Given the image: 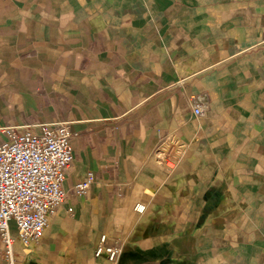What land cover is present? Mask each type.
I'll use <instances>...</instances> for the list:
<instances>
[{"label": "crops", "instance_id": "crops-1", "mask_svg": "<svg viewBox=\"0 0 264 264\" xmlns=\"http://www.w3.org/2000/svg\"><path fill=\"white\" fill-rule=\"evenodd\" d=\"M9 125H65L75 158L37 245L10 222L21 264H264V0H0ZM171 136L173 170L156 156Z\"/></svg>", "mask_w": 264, "mask_h": 264}, {"label": "built area", "instance_id": "built-area-1", "mask_svg": "<svg viewBox=\"0 0 264 264\" xmlns=\"http://www.w3.org/2000/svg\"><path fill=\"white\" fill-rule=\"evenodd\" d=\"M190 107L197 117H204L209 104L203 95L189 98ZM0 133V239L4 244L1 252L6 264H21L14 250L15 238L10 232L14 221L17 239L24 248L37 245L57 209L67 199L63 188L66 171L74 163V153L69 143L71 132L62 125L50 130L36 132L30 127L2 126ZM187 149L178 136H171L156 150L157 159L173 170ZM95 176L88 172L74 189L78 195L88 194ZM136 210L143 213L144 203ZM122 248L107 244V236L101 235L96 255L117 262Z\"/></svg>", "mask_w": 264, "mask_h": 264}]
</instances>
